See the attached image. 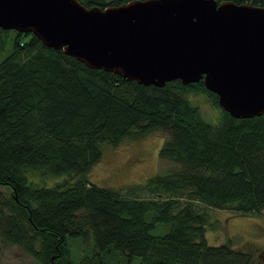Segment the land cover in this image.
<instances>
[{"label":"trees","instance_id":"obj_1","mask_svg":"<svg viewBox=\"0 0 264 264\" xmlns=\"http://www.w3.org/2000/svg\"><path fill=\"white\" fill-rule=\"evenodd\" d=\"M79 1L105 8L130 0ZM3 50L0 188L9 194L0 189V251L16 246L39 264H250V254L207 242L200 207H264V113L233 117L203 80L145 86L90 68L33 33L0 28ZM201 93L220 109L217 122L192 99ZM157 132L166 136L160 156L176 167L135 185L142 195L89 180L106 147ZM30 171L67 178L40 187ZM89 240L90 254L76 261L72 243Z\"/></svg>","mask_w":264,"mask_h":264},{"label":"water","instance_id":"obj_2","mask_svg":"<svg viewBox=\"0 0 264 264\" xmlns=\"http://www.w3.org/2000/svg\"><path fill=\"white\" fill-rule=\"evenodd\" d=\"M0 28L145 86L203 80L235 118L264 113V6L232 0H0Z\"/></svg>","mask_w":264,"mask_h":264},{"label":"rangeland","instance_id":"obj_3","mask_svg":"<svg viewBox=\"0 0 264 264\" xmlns=\"http://www.w3.org/2000/svg\"><path fill=\"white\" fill-rule=\"evenodd\" d=\"M8 47L9 45L6 46ZM6 54L7 51H0V60ZM192 99L199 105L207 120L217 122L221 111L207 94L192 95ZM165 138L164 133L157 132L139 140L125 141L116 147H106L101 160L90 170L89 180L99 187L119 191L123 196H136L130 191L131 188L138 195H142V190L136 189L135 185L143 186L149 178L167 173L176 167L175 163L159 154ZM27 177L29 183L40 187H51L67 178L66 175L42 176L38 171L28 172ZM0 189L9 194L7 188ZM200 209L209 214L206 239L210 245L230 244L232 249L250 254V264H264V207L257 214H240L230 209H216L204 205ZM91 245V240L83 245L81 241L72 243L76 261L80 255L82 257L90 254ZM119 258L122 259L121 255ZM140 260L137 258L134 264H140ZM0 264L39 263L23 249L15 246L1 249ZM77 264L82 263L79 261Z\"/></svg>","mask_w":264,"mask_h":264}]
</instances>
